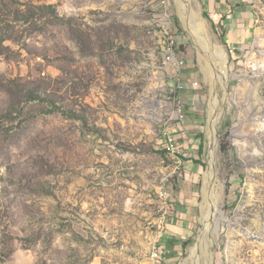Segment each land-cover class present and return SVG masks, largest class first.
Segmentation results:
<instances>
[{
  "label": "rangeland",
  "instance_id": "1",
  "mask_svg": "<svg viewBox=\"0 0 264 264\" xmlns=\"http://www.w3.org/2000/svg\"><path fill=\"white\" fill-rule=\"evenodd\" d=\"M189 1L209 56L183 0H0V264H264V0L238 47Z\"/></svg>",
  "mask_w": 264,
  "mask_h": 264
},
{
  "label": "bare ground",
  "instance_id": "2",
  "mask_svg": "<svg viewBox=\"0 0 264 264\" xmlns=\"http://www.w3.org/2000/svg\"><path fill=\"white\" fill-rule=\"evenodd\" d=\"M183 1H184L183 5L181 3L182 5L181 15L186 19L187 25L189 26V30L192 36H194L197 44L209 56L208 54L209 47L207 46V43H208V36L206 32L207 28L205 29L202 19L200 18L198 12L192 8L190 1L189 0H183ZM212 88H213V92H212L211 110H210L211 118H210L209 134H208L209 139H210V143H209L210 144V153H209L210 164L204 176V186H205L204 195L205 196H204V203L202 205V209H203L202 220L205 226H207L208 218L211 217V213L213 212V206L218 205V200H219V194L216 193L217 186L215 184V181L217 178L216 170H215V145H216V131H217L216 111H217V105L219 103L217 80H216V83L213 82ZM199 252L201 251H200V245L198 244L192 250V258L194 260V264H199V261H200ZM205 255L206 254L204 253V256Z\"/></svg>",
  "mask_w": 264,
  "mask_h": 264
},
{
  "label": "crops",
  "instance_id": "3",
  "mask_svg": "<svg viewBox=\"0 0 264 264\" xmlns=\"http://www.w3.org/2000/svg\"><path fill=\"white\" fill-rule=\"evenodd\" d=\"M234 2H241V0H229ZM228 2V0H208L207 5L210 9L218 8L221 11L222 16V26L223 31L225 32V39L229 43V45L241 46L245 43L249 42L250 35L252 32V28L255 20V13L253 8L256 6V3H251L252 1H248L247 3H243V5H237L233 8L235 3ZM191 190H189L190 192ZM194 193H187V207L185 209L186 213H189L188 209L191 208L194 200ZM183 203V201L181 200ZM187 217L185 220V224L188 222ZM181 222L180 225H182ZM184 232V230H182Z\"/></svg>",
  "mask_w": 264,
  "mask_h": 264
},
{
  "label": "built area",
  "instance_id": "4",
  "mask_svg": "<svg viewBox=\"0 0 264 264\" xmlns=\"http://www.w3.org/2000/svg\"><path fill=\"white\" fill-rule=\"evenodd\" d=\"M160 4H161L162 8L164 9V11L167 12L168 7H169L168 0H160ZM165 51L170 52V62H165L166 67L171 69L173 71V75L175 77H177L178 75H180L183 72V69L185 67V59H183L182 57H179L176 54L174 47H172L171 45H169L168 48L165 49ZM183 87H184V85H183ZM180 117H183V115H180ZM169 140H170V142H172L174 139L172 137H170ZM173 150H175V147H173ZM166 194H167V192L161 193L162 196H165ZM162 254H163V252L161 250H159V251H157L156 254L151 255L152 261L157 262L158 264H162V261H163Z\"/></svg>",
  "mask_w": 264,
  "mask_h": 264
},
{
  "label": "trees",
  "instance_id": "5",
  "mask_svg": "<svg viewBox=\"0 0 264 264\" xmlns=\"http://www.w3.org/2000/svg\"><path fill=\"white\" fill-rule=\"evenodd\" d=\"M223 33H224V35H223V39H225V32L223 31ZM225 41H226V39H225ZM224 148V147H223ZM225 151H226V149H225ZM190 241V240H189ZM189 241H188V243H189Z\"/></svg>",
  "mask_w": 264,
  "mask_h": 264
}]
</instances>
